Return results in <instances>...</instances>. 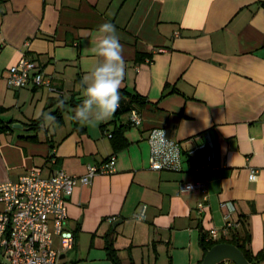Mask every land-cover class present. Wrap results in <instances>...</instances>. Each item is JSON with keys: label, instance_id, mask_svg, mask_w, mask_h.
I'll use <instances>...</instances> for the list:
<instances>
[{"label": "crops", "instance_id": "crops-1", "mask_svg": "<svg viewBox=\"0 0 264 264\" xmlns=\"http://www.w3.org/2000/svg\"><path fill=\"white\" fill-rule=\"evenodd\" d=\"M106 22L123 45L121 89L144 100L139 126L128 125L129 113L116 122L127 126L116 149L114 114L76 127L72 119L83 78L101 59L93 49ZM23 56L53 90L6 85ZM0 106L9 123L0 129V182L33 169L80 176L87 164L115 160L114 172L75 185L65 199L73 264H114L109 238L119 264H199L207 252L201 236L211 228L224 236L228 202L238 225L227 237L242 238L244 224L251 253L264 250V0H0ZM44 114L55 117L47 127ZM159 127L179 143L181 171L149 169L147 138ZM206 137L215 157L200 171L205 154L188 152ZM185 182H202L205 192L181 191Z\"/></svg>", "mask_w": 264, "mask_h": 264}, {"label": "built area", "instance_id": "built-area-1", "mask_svg": "<svg viewBox=\"0 0 264 264\" xmlns=\"http://www.w3.org/2000/svg\"><path fill=\"white\" fill-rule=\"evenodd\" d=\"M5 81L6 85L13 89L33 85L53 90L50 79L34 61L24 56L9 67ZM129 120L131 126L137 127L141 123V116L133 109L129 113ZM152 131L153 129L149 132L147 142ZM172 142L179 153L175 163L160 166L153 157L149 145V169L154 171L183 169L185 162L181 158L180 145L177 141ZM188 153L197 156L204 153L205 163L196 170L206 171L214 161V144L206 137L205 142L195 144ZM114 171L115 160L111 156L99 165L87 164L85 173L80 176H73L58 169L43 177L38 169H33L17 179L0 182V253L6 260L5 264H73L66 257L74 248L75 235L66 227L65 199L75 185L88 183L97 174H110ZM249 178L254 179L255 174L251 173ZM180 190L205 192V185L202 182H185L180 185ZM225 206L228 213L224 217V234L229 227L238 225L230 219L234 210L233 204L228 202ZM199 207L202 208V204H199ZM145 208L146 206H143L141 212L135 216L136 219L141 220L140 217H144ZM112 220L113 218L109 219ZM218 234L216 228H211L207 238L216 239ZM55 237L58 239V247H54Z\"/></svg>", "mask_w": 264, "mask_h": 264}, {"label": "clouds", "instance_id": "clouds-1", "mask_svg": "<svg viewBox=\"0 0 264 264\" xmlns=\"http://www.w3.org/2000/svg\"><path fill=\"white\" fill-rule=\"evenodd\" d=\"M98 31L100 35L93 51L101 59L84 76L82 81L84 99L74 109V118L82 124L106 122L111 119L120 105V89L125 72L123 45L112 23H103ZM54 121V116L44 114V127ZM148 142L153 157L160 166L175 163L179 154L178 149L172 140L167 138L162 128L153 129ZM140 218L142 219L143 216Z\"/></svg>", "mask_w": 264, "mask_h": 264}, {"label": "trees", "instance_id": "trees-1", "mask_svg": "<svg viewBox=\"0 0 264 264\" xmlns=\"http://www.w3.org/2000/svg\"><path fill=\"white\" fill-rule=\"evenodd\" d=\"M120 105L119 108L117 109V111L114 113L115 116V123L120 119V117L123 114L126 113H130L131 110L135 109V110H139L140 107H142L144 105V100L141 96H139L136 93L133 92H129L126 88L120 89ZM83 100L76 102V106L80 105L82 103ZM3 108L0 106V114L3 112ZM59 117H61V114H59ZM75 114L72 115V119H73V123L75 124L76 127V119L74 118ZM43 120V118H39L35 121H33L29 127L30 128H36L39 126L40 122ZM3 121L0 118V129H5L9 127V123H5L3 125ZM117 124V123H116ZM128 125H130V120L128 121ZM127 126H125L124 124H117L115 125V128L112 130V133L110 134V138H112V143H113V147L116 148H120L121 146H124L126 143L124 142V138H123V130L126 129ZM121 142L120 145H116L115 142ZM110 158V157H109ZM241 222V220H240ZM241 224H243V222H241ZM244 226V236L238 237L237 231H232V238H228V232L226 234H223L224 236H221L220 238L217 239H210L207 238L204 235L201 236V243L203 244L204 248L206 249V251H208L212 246H214L215 244L218 243H229V244H233L235 246H237V248L244 254V256L246 257V259L248 261H250L252 264H254V261L257 260H261L264 259V250H262L261 252L257 253L256 255H253L250 251V249L248 248L249 242H250V233L248 228H246V226L243 224ZM226 236V237H225ZM106 237H109V234H107ZM105 249L107 251V254L109 255V257L113 260L114 264H119V260H118V256L116 254V250L113 247V240L112 239H108L106 240V244H105Z\"/></svg>", "mask_w": 264, "mask_h": 264}, {"label": "water", "instance_id": "water-1", "mask_svg": "<svg viewBox=\"0 0 264 264\" xmlns=\"http://www.w3.org/2000/svg\"><path fill=\"white\" fill-rule=\"evenodd\" d=\"M13 128L23 129V126L21 124H13ZM225 262L252 264L237 246L229 243H218L212 246L199 264H222Z\"/></svg>", "mask_w": 264, "mask_h": 264}, {"label": "rangeland", "instance_id": "rangeland-1", "mask_svg": "<svg viewBox=\"0 0 264 264\" xmlns=\"http://www.w3.org/2000/svg\"><path fill=\"white\" fill-rule=\"evenodd\" d=\"M69 257H70V255H69ZM4 258H3V256H2V254L0 253V260H3Z\"/></svg>", "mask_w": 264, "mask_h": 264}]
</instances>
